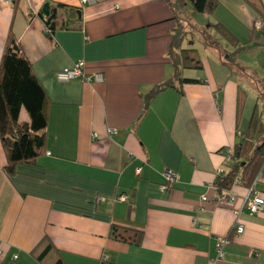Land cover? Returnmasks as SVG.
<instances>
[{"label": "crops", "instance_id": "1", "mask_svg": "<svg viewBox=\"0 0 264 264\" xmlns=\"http://www.w3.org/2000/svg\"><path fill=\"white\" fill-rule=\"evenodd\" d=\"M45 3L56 10L51 37L40 15ZM243 9L247 31L258 36L251 49L263 54L264 31H253L259 17ZM178 17L165 0H0V63L12 35L47 100L45 151L36 161L8 175L0 142V264H209L217 237L229 243L215 264H264V206L237 216L247 187L234 185L230 204L215 201L214 186L222 150L241 140L255 106L264 109L253 86L263 80L236 59L241 79L221 47L201 70L181 73L201 82L175 83L145 106L174 76L169 51ZM79 62L102 81L56 79ZM28 120L21 110L20 122ZM165 171L177 175L173 187ZM259 172L264 179V164ZM257 190L264 197V184ZM113 225L140 232V243L112 239ZM47 242L51 253L39 262Z\"/></svg>", "mask_w": 264, "mask_h": 264}, {"label": "trees", "instance_id": "2", "mask_svg": "<svg viewBox=\"0 0 264 264\" xmlns=\"http://www.w3.org/2000/svg\"><path fill=\"white\" fill-rule=\"evenodd\" d=\"M165 1L169 3L175 13L178 12L181 21L179 26L177 25L178 27L175 28L170 42L169 58L173 62L175 73L172 80L156 86L146 96V107L163 89L175 88V83L180 86L201 82L183 78L181 75L183 70L202 69V63L197 58L196 50L181 47L190 31L195 34L198 33L201 36L202 45L208 49L221 50V46L216 39L212 38L209 31L216 32L233 48L238 46L234 35L220 23H208L200 31L195 25H191L192 27H189L188 31L182 30L181 26L184 23L181 17H185L182 14L184 0ZM186 1L189 2L192 10L198 14H211L219 4L218 0ZM244 1L264 23V3L262 0ZM57 8H64L68 13L74 12L73 8L65 7L64 5H58ZM40 15L44 19L45 28L47 29L46 34L51 37L57 30L55 23L56 10L50 9L48 16ZM178 21L179 19H176L177 24ZM258 33V35H262V26L261 31ZM223 57L229 69L237 66L236 54L224 53ZM259 84V95H264V80L263 84ZM46 109L45 92L35 76L30 62L21 54L15 38L10 35L0 63V142L6 154L7 164L4 167V171L8 175L14 173L17 165L34 162L44 153L45 130L47 127ZM21 110H24L28 116L29 120L27 123L20 122ZM225 149L222 150V155ZM230 157L231 162L223 166L224 175L216 178L214 186L219 192L230 190L234 185L238 184L248 188L258 174L260 167L264 164V109L258 111V107H254L248 128L242 134L241 140L232 147ZM237 179H239L238 184L236 182ZM141 235L140 232L135 230L114 225L110 230L112 239L135 245L140 243ZM51 250L52 246L50 243H45L36 256L37 261H45ZM53 264L64 263L61 259H57Z\"/></svg>", "mask_w": 264, "mask_h": 264}, {"label": "rangeland", "instance_id": "3", "mask_svg": "<svg viewBox=\"0 0 264 264\" xmlns=\"http://www.w3.org/2000/svg\"><path fill=\"white\" fill-rule=\"evenodd\" d=\"M183 2L184 7L182 14L185 17H181V20L184 23L183 26H181L182 30L188 31L189 27H192L191 25H195V27L200 31L204 29L208 23L222 24L237 39L238 46L236 48H233L231 45H229L216 32L209 31V34L213 39L217 40L222 49H224L227 53L236 54V59L240 64H242L243 67H251L256 73L257 79L261 81L264 80V68L262 67V65L258 66V60L261 63H264V53L261 54L257 49H251L253 47H257L256 39L258 38V36L254 37L253 34H250L246 29V14L244 13L243 8L247 6V8L250 9V6L244 0H218V6L211 14L195 13L188 1L184 0ZM262 2L264 3V0H262ZM262 31H264V23H262ZM187 44H189L188 48L196 50L197 58L201 61L202 66H204L207 61L209 62V64L212 62L215 51L205 48L202 45L201 36L198 33L195 34L190 31L186 37L185 42L183 43V47L186 48ZM232 68V70L235 71L234 73L236 75H239L241 79L245 77V75L240 76V72L236 71L234 67ZM251 79L248 78V80ZM247 82L249 83L250 81ZM248 83H246L245 85L248 86ZM253 83V86H255L257 90H259L260 86L257 84V82L253 81ZM261 100L264 102V95H262ZM248 105L246 107H248V110H251Z\"/></svg>", "mask_w": 264, "mask_h": 264}, {"label": "built area", "instance_id": "4", "mask_svg": "<svg viewBox=\"0 0 264 264\" xmlns=\"http://www.w3.org/2000/svg\"><path fill=\"white\" fill-rule=\"evenodd\" d=\"M1 1H11V0H1ZM89 0H81L82 4H85ZM262 21L259 19L254 22L253 24V31L255 33H258L261 31ZM45 32H47V29L45 28ZM86 67L84 62H79L74 65H72L69 68H65L61 70L60 72L56 73V79L59 82H69L77 80L79 82H85L90 83L91 81L101 82L102 81V75L100 73H95L92 75H89L85 71ZM231 154H232V148H226L223 151V159H224V165L229 164L231 162ZM136 173L139 174L140 170H136ZM224 175V168H219L216 170V178ZM162 177L164 178L166 184L172 186L177 183V175L171 171H165L162 174ZM237 184L239 182V179L236 180ZM258 184H264V179L261 176L260 172L256 175L254 178L252 184L247 188L246 195L243 198V205L239 212H237V216L242 213L243 211L248 212L251 215H255L261 211V209L264 206V197L263 194L257 190ZM160 189L162 191H167L166 186H161ZM217 189V188H216ZM128 197L126 195H121L117 198V200L121 202H126ZM236 199V194L233 193L231 190L227 191H220L219 196L215 200L217 203L219 202H228L233 203ZM207 199L206 197H202L201 201L205 202ZM105 200L103 198H98L97 203H103ZM194 227L197 229H201V226L195 221L193 223ZM233 231L236 235H241L244 231V228L242 225H240L238 222L235 223L233 227ZM229 243V239L227 237H217L215 239V251L216 255L215 258L212 259L209 264H215L219 260L223 258V250L224 247ZM17 257L14 256L13 259H16Z\"/></svg>", "mask_w": 264, "mask_h": 264}, {"label": "water", "instance_id": "5", "mask_svg": "<svg viewBox=\"0 0 264 264\" xmlns=\"http://www.w3.org/2000/svg\"><path fill=\"white\" fill-rule=\"evenodd\" d=\"M42 13L44 16H48L49 15V4L45 3L43 8H42Z\"/></svg>", "mask_w": 264, "mask_h": 264}]
</instances>
